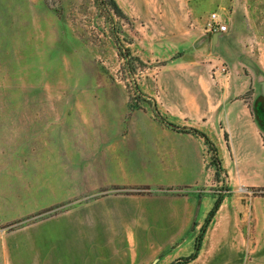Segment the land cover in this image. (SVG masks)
Wrapping results in <instances>:
<instances>
[{
	"label": "rangeland",
	"instance_id": "obj_1",
	"mask_svg": "<svg viewBox=\"0 0 264 264\" xmlns=\"http://www.w3.org/2000/svg\"><path fill=\"white\" fill-rule=\"evenodd\" d=\"M115 1L124 17L108 0H0V233L44 217L28 204L53 161L51 135L197 130L216 154L204 148L196 194L222 201L197 258L206 221L187 239L135 231L108 263L264 264V0ZM212 14L226 34L208 31ZM240 100L262 145L230 155L215 115Z\"/></svg>",
	"mask_w": 264,
	"mask_h": 264
},
{
	"label": "crops",
	"instance_id": "obj_2",
	"mask_svg": "<svg viewBox=\"0 0 264 264\" xmlns=\"http://www.w3.org/2000/svg\"><path fill=\"white\" fill-rule=\"evenodd\" d=\"M245 105L240 100L215 115L230 135V155L260 151L262 145L261 135L246 126ZM87 127L50 136L54 150L47 158L53 161L45 168L39 196L28 204L37 207L30 213L45 215L19 231L0 233V264H109V255L125 254L122 240L135 231L187 239L192 225L206 221L215 199L196 194L205 182L202 137L113 134ZM162 150L167 156L159 157ZM142 187L151 189L136 194Z\"/></svg>",
	"mask_w": 264,
	"mask_h": 264
},
{
	"label": "trees",
	"instance_id": "obj_3",
	"mask_svg": "<svg viewBox=\"0 0 264 264\" xmlns=\"http://www.w3.org/2000/svg\"><path fill=\"white\" fill-rule=\"evenodd\" d=\"M108 1L110 3V5L112 7V10L114 11V13L116 15H118V16L124 17V14L122 13V11L119 8V6L116 3V1L115 0H108ZM193 133H195V134L199 135L200 137H202L205 140L206 145H208L210 147V149H212V151L216 154L215 145L211 142V140L206 135L198 132L197 130H194ZM219 166H220V162L217 160V168H220ZM221 203H222V201L220 199H218L216 201L213 209L211 210V212H210V214H209V216H208V218L206 220L205 226L202 229L201 235H200L199 240H198L197 245H196V253L193 256H191L188 260H194V259L197 258L198 251L200 250V242L202 240V234L205 232L206 226L210 225L211 222L213 221L214 217L216 216L217 212L220 209Z\"/></svg>",
	"mask_w": 264,
	"mask_h": 264
},
{
	"label": "built area",
	"instance_id": "obj_4",
	"mask_svg": "<svg viewBox=\"0 0 264 264\" xmlns=\"http://www.w3.org/2000/svg\"><path fill=\"white\" fill-rule=\"evenodd\" d=\"M207 27L211 34H226L228 32V26L220 20L218 14H212L210 16Z\"/></svg>",
	"mask_w": 264,
	"mask_h": 264
}]
</instances>
